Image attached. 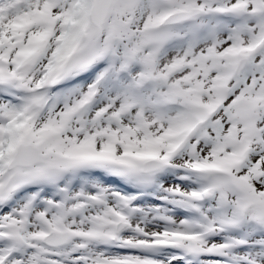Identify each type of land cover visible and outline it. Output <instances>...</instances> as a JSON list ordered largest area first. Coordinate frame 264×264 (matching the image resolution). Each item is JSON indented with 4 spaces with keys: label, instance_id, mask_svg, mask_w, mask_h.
I'll return each instance as SVG.
<instances>
[{
    "label": "snow or ice",
    "instance_id": "obj_1",
    "mask_svg": "<svg viewBox=\"0 0 264 264\" xmlns=\"http://www.w3.org/2000/svg\"><path fill=\"white\" fill-rule=\"evenodd\" d=\"M0 264H264V0H0Z\"/></svg>",
    "mask_w": 264,
    "mask_h": 264
}]
</instances>
